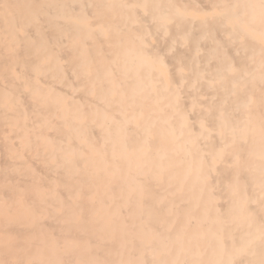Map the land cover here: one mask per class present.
<instances>
[{"label": "bare ground", "instance_id": "bare-ground-1", "mask_svg": "<svg viewBox=\"0 0 264 264\" xmlns=\"http://www.w3.org/2000/svg\"><path fill=\"white\" fill-rule=\"evenodd\" d=\"M0 264H264V0H0Z\"/></svg>", "mask_w": 264, "mask_h": 264}, {"label": "rangeland", "instance_id": "rangeland-1", "mask_svg": "<svg viewBox=\"0 0 264 264\" xmlns=\"http://www.w3.org/2000/svg\"><path fill=\"white\" fill-rule=\"evenodd\" d=\"M204 16H206V15H204Z\"/></svg>", "mask_w": 264, "mask_h": 264}]
</instances>
